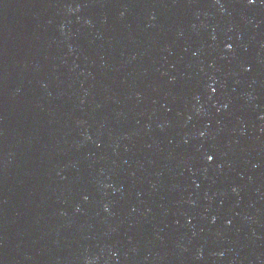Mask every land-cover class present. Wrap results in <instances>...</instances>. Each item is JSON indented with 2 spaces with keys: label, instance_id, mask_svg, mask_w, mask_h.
<instances>
[{
  "label": "water",
  "instance_id": "95a60500",
  "mask_svg": "<svg viewBox=\"0 0 264 264\" xmlns=\"http://www.w3.org/2000/svg\"><path fill=\"white\" fill-rule=\"evenodd\" d=\"M0 264H264V0H0Z\"/></svg>",
  "mask_w": 264,
  "mask_h": 264
},
{
  "label": "snow or ice",
  "instance_id": "6c2138e0",
  "mask_svg": "<svg viewBox=\"0 0 264 264\" xmlns=\"http://www.w3.org/2000/svg\"><path fill=\"white\" fill-rule=\"evenodd\" d=\"M249 2H250V3H255V0H249ZM229 48H231V45H229ZM213 91H215V89H213ZM207 159H208L209 161H211V160L213 159V157H212L211 155H209V156L207 157Z\"/></svg>",
  "mask_w": 264,
  "mask_h": 264
}]
</instances>
